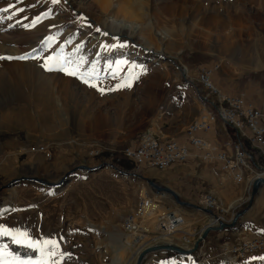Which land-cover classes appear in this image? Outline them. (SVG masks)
Listing matches in <instances>:
<instances>
[{
	"label": "rangeland",
	"instance_id": "374dc122",
	"mask_svg": "<svg viewBox=\"0 0 264 264\" xmlns=\"http://www.w3.org/2000/svg\"><path fill=\"white\" fill-rule=\"evenodd\" d=\"M200 1L213 5L211 0H156L157 7L174 5L171 13L160 15L158 24L154 15L145 20L152 26L149 36L145 26L131 33L119 30L122 23L117 25L107 15L97 16L89 0H59L57 4L51 0H0V10L8 9L0 11V57H5L0 59V227L26 232L33 242L55 241L56 255L45 257L49 264H115L118 257L119 264H134L140 244L133 249L136 235L122 232L110 241L105 234L111 226L114 232H121L117 230L121 219L106 215L112 208L108 187L114 184L105 171L125 170L150 178V168L140 169L126 160L117 162L123 157L122 150L144 131L161 137L179 136L191 121L206 115V109L214 108L208 99L217 104L219 95L224 94L214 84L215 75L234 87L257 78L258 88H264V63L253 68L233 61L222 54L214 35L204 39L190 32L193 25L199 28L201 24L200 11L195 8ZM235 4L238 17H232L234 27L250 25L249 38L257 37L255 31L264 25L262 2L236 0ZM182 6L185 13L179 10ZM38 16L40 22L34 27H24ZM181 22L185 31L178 30ZM172 28H176L173 35L165 36L163 29ZM243 34L245 39L247 34ZM49 36L54 41L45 47L42 42ZM145 36L150 39L149 51L144 49L148 43ZM61 46L65 57L81 63V71L95 68L101 90L42 67L44 58ZM256 53L264 58V47ZM21 56L26 58L18 59ZM117 61L127 63L113 76ZM200 66L212 69L210 79L220 94L196 82ZM125 82L131 86H120ZM62 87L68 92H62ZM9 140L16 141L10 150L4 148ZM99 145L103 151L98 154ZM36 146L42 149L33 152L31 148ZM103 163L95 171L76 169ZM24 177L52 183L65 177V181L60 186H46L18 180ZM142 185L149 187L145 179ZM148 189L157 199L156 192ZM257 198L258 219L264 224V189ZM246 205L247 201L242 207ZM215 214L223 220L220 213ZM182 216L181 228L185 229L186 217ZM140 223L146 235L158 231L155 211ZM146 240L142 238L141 243ZM0 252L10 254L0 259V264L16 259L35 264L40 259L39 251L13 243L6 235H0ZM170 255L145 264L197 261ZM258 256L234 261L220 255L203 264H264V257Z\"/></svg>",
	"mask_w": 264,
	"mask_h": 264
},
{
	"label": "crops",
	"instance_id": "0c3cea01",
	"mask_svg": "<svg viewBox=\"0 0 264 264\" xmlns=\"http://www.w3.org/2000/svg\"><path fill=\"white\" fill-rule=\"evenodd\" d=\"M259 81L260 79L254 78L250 79V81L247 84H244L243 87H234L228 85L226 86L224 84L226 81L222 76L215 75L214 77V84L221 89L224 95H244L248 101H251L254 104V106L264 110V88H258ZM211 101L212 100H210V102ZM212 111L213 109H206V113ZM246 133L248 134L247 129ZM197 135L208 140L219 151L226 153L228 156L233 155V143L239 139L242 141L244 148H246L249 153H254L258 159H260L261 156H264V145H259L258 147L252 145L246 136L238 133L235 128L225 124V122L221 119H216L207 131H200ZM159 137L163 139L170 138ZM185 137L186 135L183 132L181 135L175 136L174 138H176L180 143H184L186 141ZM5 144L4 148L10 147L8 148L10 150L14 147L16 141L9 140ZM141 168L142 167H140V169ZM148 170L151 172L150 178L155 182L150 178L138 175L137 173L131 171H105V174H108L106 176L110 178V184H114V186L108 187V190L110 191L109 202L112 204V208L106 215L121 219L120 223L117 224V230L121 232H114L112 226L110 227L109 233H105V231H103L107 234L108 240H116L118 239V235L123 234L121 226L122 222L136 205L138 190L144 186L142 185L143 179H149L160 187H166L172 190L178 196L180 201L188 204H179L169 193L156 191L148 184L149 187L156 192L155 196L157 197V200L165 208L177 209L186 217L185 229H182V232L175 234L173 237L174 241L181 246H185L183 237H192L193 235H196L205 225L209 223L213 225L217 224L216 221L212 220L210 216L204 212V210L195 207L198 205L197 200L200 195L208 193L220 202L222 206L220 213L222 214L224 221H230L233 213L242 209L243 204H245L248 199L247 190L243 183H235L229 175L223 173L218 162L209 163L203 161L201 154L191 147L189 149V154L183 163L173 164L166 169L160 170V172H157L158 170L154 168L147 169V171ZM127 178L130 180H124ZM146 183L148 182L146 181ZM263 189L264 185H261L250 208L237 220L234 227L219 231H210L208 233L204 241L201 243V246L203 250L213 255L212 258L219 256V248L222 245H233L245 237L264 235V224L260 223L258 219L257 205V195H259ZM149 192L153 195L150 190ZM150 233L151 234L148 235L136 234V244L132 242V244L134 243L133 249L135 250V247H137V243L139 242L140 244L137 250L141 249L145 245H152L154 244L153 242L160 239L157 232ZM168 236L172 237L170 235L163 237L168 238ZM142 238L147 240L141 243ZM148 240L151 242H147ZM170 254H174L176 257L179 256L170 251H157L148 254L144 258L142 264H145L146 262L154 263L158 257L163 255L172 256ZM260 256L264 257V252L258 257ZM179 258L181 259L182 257L179 256Z\"/></svg>",
	"mask_w": 264,
	"mask_h": 264
},
{
	"label": "built area",
	"instance_id": "2783aa9c",
	"mask_svg": "<svg viewBox=\"0 0 264 264\" xmlns=\"http://www.w3.org/2000/svg\"><path fill=\"white\" fill-rule=\"evenodd\" d=\"M212 69L200 66L197 70L196 81L205 89H212L218 93L210 79ZM220 94V93H218ZM219 102L214 105L216 113H209L191 121L184 131L186 141L180 143L176 138H159L150 131L138 134L135 139L126 146L122 153L136 166L163 170L176 163H183L190 147L201 154L205 162H218L221 170L230 175L236 183L243 182L247 192L255 178H264V156L260 159L254 153H249L244 148L242 141L236 140L233 145V155L219 151L206 139L198 136L200 131H207L218 116L225 124L232 126L254 146L264 145V110L259 109L244 95L228 96L219 95ZM213 103V102H212ZM214 104V103H213ZM248 130V134L246 133ZM42 148L32 147L33 152ZM100 152L101 149H96ZM198 204L212 211L220 209L219 202L210 194H202L198 198ZM158 205L152 200L145 189H141L133 212L126 216L123 221V229L130 232L138 225L143 215L150 211H157ZM182 218L170 210H161L157 215L158 229L167 235L179 230ZM189 242L190 240H186ZM264 251V236L243 238L231 246H222L221 254L233 256L234 259H241L249 255L258 254ZM206 252H199V261L203 260Z\"/></svg>",
	"mask_w": 264,
	"mask_h": 264
},
{
	"label": "bare ground",
	"instance_id": "6f19581e",
	"mask_svg": "<svg viewBox=\"0 0 264 264\" xmlns=\"http://www.w3.org/2000/svg\"><path fill=\"white\" fill-rule=\"evenodd\" d=\"M89 1L92 4V7L95 8L96 10L95 13L97 12L96 14L97 16L102 17L107 15L111 21H114L115 23L118 22L120 24L122 23V25L118 27L119 30L123 29L131 33L134 31L136 27H138L140 31V29L145 26L147 28L149 27L148 30L149 36H151L152 34V33L149 34L151 32L150 28L152 26L150 23H146L145 20L147 18H150L151 15H154V17H156L155 24H158L159 22L158 19L160 18V15H162L163 17L165 14L164 11L167 13L170 11L171 13L174 5L173 4L171 7V5L169 6L163 4L162 7H157L156 0H89ZM211 1L213 2L212 6L208 5V3L202 4L201 3L202 1H200V3L196 2L197 5L196 7L195 6L194 7L200 11L199 13L201 17L199 22L201 24H199L200 25L199 28L193 25L190 29V32L192 33L196 32L200 36L202 35L204 39H209V37H212L214 35L215 44L220 49L222 54L226 55L229 59L237 62L248 63L249 64L248 66L253 65L254 66L253 68L262 67L264 63V58L261 56L259 57L258 53H256V50L264 47V35H263L264 25L263 24L260 25L258 27V30L255 31V35L257 34V37L249 38L251 37L252 34L251 33L252 29L250 25L247 26L243 24V26L239 25L237 28L234 27L232 17H235L236 15L235 14L236 10L234 9V7L237 6V4H235L236 0H228L227 3H222L223 0H211ZM260 1L262 2V9L264 10V0H260ZM175 6H174V10H176ZM180 8L179 10L184 11L183 6ZM220 9L223 10L220 11ZM185 11H187L186 8ZM236 16L238 17V15ZM109 27L113 28L114 26L109 25ZM244 28L246 30H244ZM175 29L176 28H172V30L163 29V33L165 34V36L167 35L170 36L169 34L173 35ZM178 30L185 31V27H183L182 22ZM243 33L247 34L245 39H242L241 37L242 35H244ZM143 38H145L147 42L150 40L148 36L147 37L145 36ZM150 47L151 44L148 42L147 47H145L144 49L149 51ZM62 89H63L62 92H68L66 88L62 87ZM132 212L133 211H131L129 214H131ZM152 212L153 211L148 212L147 214L143 215L141 218L136 219L135 221L142 222L143 218L150 216ZM218 220H220V218H218ZM156 225H157V217H156ZM158 231L163 236H167V234L162 233L159 229ZM146 232L147 231L145 227L142 226L141 223L138 225L135 224V228L130 231V233H133L135 235L144 234ZM146 246L149 245H145L141 247L144 248ZM141 249H139L137 252L134 253L135 258L136 255L141 251ZM115 260H116L114 261L115 264L120 263L119 257Z\"/></svg>",
	"mask_w": 264,
	"mask_h": 264
},
{
	"label": "snow or ice",
	"instance_id": "6c2138e0",
	"mask_svg": "<svg viewBox=\"0 0 264 264\" xmlns=\"http://www.w3.org/2000/svg\"><path fill=\"white\" fill-rule=\"evenodd\" d=\"M52 4H57L59 0H51ZM10 7H12L10 5ZM0 11L7 12L8 9H2ZM44 16H47V13L43 14ZM8 19H12V16H9ZM41 17H35L32 20V23L30 25H24V27H34L37 23L40 22ZM97 32H100V29H96ZM106 35V33L104 34ZM54 41V38L49 36L46 38L45 47H50L51 43ZM101 47H104L101 45ZM35 52V50H34ZM25 56L18 57V59H25ZM36 59H40L39 56L35 57ZM0 59H5V57H0ZM8 59H11L10 57ZM83 61V58H81V62ZM127 63L126 61H117L116 62V68L113 69V76L116 75L117 71L119 70L120 65ZM42 67L45 68L46 71H52L57 70L64 72L66 75L76 77L77 79H80L83 83L87 84L89 87L97 88V90H101L99 88V81L100 78L98 75L95 74L96 70L95 68L91 69L88 72L81 71V63L80 62H74L70 58L65 57L62 54V46L61 50L54 52L53 55H49L46 58H44V63ZM95 81V82H94ZM120 86H127L130 87V83H123ZM0 235H6L11 236L13 243L17 244H25L29 248H34L37 251L40 252V259L35 261V264H49V260L45 257H51L56 255L55 249L57 247V244L55 241H52L50 239H44L41 242H33L31 239L28 238V234L26 232H21L19 230L15 232H9L7 229L0 227ZM5 255H10L4 252H0V259H2ZM4 264H33L30 260H12V261H4Z\"/></svg>",
	"mask_w": 264,
	"mask_h": 264
},
{
	"label": "water",
	"instance_id": "95a60500",
	"mask_svg": "<svg viewBox=\"0 0 264 264\" xmlns=\"http://www.w3.org/2000/svg\"><path fill=\"white\" fill-rule=\"evenodd\" d=\"M103 166H104V163L99 164L96 167H88L86 165H80L76 169L95 171V170L101 169ZM18 180L35 182V183H38L40 185H46V186H60L65 181V177L61 178L60 181H58L57 183L48 182V181H45L43 179L36 178V177L35 178L34 177H32V178L31 177H24V178H20ZM18 180H14V181H18ZM146 181L156 191H164L166 193H169L179 204L188 205L187 203L180 201L178 196L172 190H170L166 187H160V186L156 185L155 183H153L149 179H146ZM261 185H264V178L259 177V178H256L253 180L252 186H251V191H250V194H249L248 200H247V205L244 208L234 212L230 221L224 222V221L218 220L219 217H217L211 210L193 205L199 209L204 210V212H206L208 215H210V217L212 219L217 221V224L216 225H213V224L205 225L200 230L199 236L197 237V239L194 241L193 245L190 248H184L180 245L172 244V243H157L154 245L146 246V247L142 248L141 251L136 255L134 264H142L144 258L149 253L156 252V251H170V252H174V253L181 255V256H189L190 254H192L194 251H196L199 248L200 243L206 238V236L208 235V233L210 231H219V230H223L226 228L234 227L236 225L237 220L240 217H242L247 212V210L250 208V206L254 200V197L256 196Z\"/></svg>",
	"mask_w": 264,
	"mask_h": 264
},
{
	"label": "trees",
	"instance_id": "16d2710c",
	"mask_svg": "<svg viewBox=\"0 0 264 264\" xmlns=\"http://www.w3.org/2000/svg\"><path fill=\"white\" fill-rule=\"evenodd\" d=\"M118 160H119V161H117V162H120L121 160L123 161V160H126V159L122 157V158H119ZM126 161H127V160H126ZM130 164H131V163H130ZM133 165H134V164H132V166H133Z\"/></svg>",
	"mask_w": 264,
	"mask_h": 264
}]
</instances>
